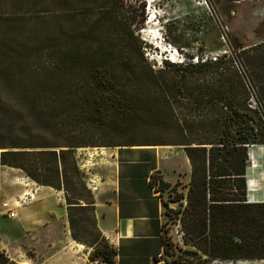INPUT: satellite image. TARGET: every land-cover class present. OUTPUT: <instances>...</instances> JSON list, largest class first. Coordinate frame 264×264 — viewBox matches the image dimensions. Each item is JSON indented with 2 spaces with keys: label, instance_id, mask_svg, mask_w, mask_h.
<instances>
[{
  "label": "trees",
  "instance_id": "1",
  "mask_svg": "<svg viewBox=\"0 0 264 264\" xmlns=\"http://www.w3.org/2000/svg\"><path fill=\"white\" fill-rule=\"evenodd\" d=\"M244 1L207 4L216 15ZM5 2L24 11L0 19V167L64 192L72 237L93 249L91 262L115 264L117 253L99 229L102 247L76 233L84 221L77 212L93 211L96 221L77 150L157 146H184L197 234L238 252L213 257L264 260V202L247 199L250 150L264 148V40L243 47L227 35L222 53L195 62L179 48L182 61L156 66L135 26L145 22V3L135 10L124 0ZM79 118L85 136L61 132L64 120Z\"/></svg>",
  "mask_w": 264,
  "mask_h": 264
},
{
  "label": "rangeland",
  "instance_id": "2",
  "mask_svg": "<svg viewBox=\"0 0 264 264\" xmlns=\"http://www.w3.org/2000/svg\"><path fill=\"white\" fill-rule=\"evenodd\" d=\"M126 4H133L135 10L140 9V5L145 3L144 19L145 22L138 26L139 35L144 41L146 48L145 56L153 65L160 66L163 60L182 61L184 53L203 57L217 55L225 50L227 35L236 40V43L243 47H250L264 40V1L248 0L225 9L218 7V13L212 14L208 7L207 0H124ZM23 8L20 4L16 7L8 5L5 0H0V19L6 16L21 13ZM142 17V18H143ZM156 19V20H153ZM139 20V18H138ZM153 20V21H152ZM152 23H149L151 22ZM31 40L34 38L33 31L28 33ZM28 38V39H30ZM1 98L10 102L12 106L24 109L21 99L17 97L8 98L2 94ZM7 99L9 101H7ZM26 101V100H24ZM54 115V114H53ZM88 124L82 119L64 120L62 133L70 136H85ZM58 133L56 141L64 142V135ZM162 147V146H157ZM166 148L158 150L163 152L170 151L168 156H173L179 168V176L174 183L165 186L162 176L156 174V181H159V190L165 195L163 199L164 211L161 220L162 244L166 250V260L168 264H242L252 262L253 264H264V260H224L214 258V254L221 256L238 254L236 251L226 247V244L218 246L214 239L200 237L197 228L200 226L199 211L192 212L187 208L188 194L191 182V165L186 160L184 146H164ZM115 150V149H113ZM164 150V151H163ZM260 151V147L254 148L252 152ZM105 149L94 150L93 148H80L77 150V157L80 162L81 170L85 176V182L91 196L94 198L103 192L106 187L112 186V172L114 164L112 157ZM258 163L249 161L248 180H252L255 192H248L247 199L252 202H264V150L260 153ZM186 155V156H185ZM253 168L251 169V165ZM255 164V165H254ZM260 166V167H259ZM257 167V168H255ZM259 167V168H258ZM251 169V170H250ZM16 175L11 174L8 179L4 174L8 171L7 167H0V195L6 187L4 181L12 180L13 177L29 178L27 174L16 169ZM250 170V171H249ZM32 180L31 178H29ZM33 181V180H32ZM27 182H30L29 180ZM3 187V189H2ZM64 194V192L62 191ZM65 195V194H64ZM87 199L90 195L87 193ZM50 201H56L51 198ZM95 202V201H94ZM3 203V202H2ZM1 203V204H2ZM0 204V233L13 238V234L8 232L9 226L15 224L17 218H9L3 215L2 205ZM85 205L84 202H82ZM26 206V205H24ZM17 217L19 209L16 210ZM77 218L84 219L77 229V235L88 245H92L99 237L97 223L94 219L93 211L77 212ZM190 226L192 228L190 229ZM229 238L226 235L225 238ZM226 240V239H224ZM102 247L104 242L97 240ZM93 252V249H92ZM31 254V252H30ZM12 261L5 253L0 252V264L9 261L8 264H21L20 254H11ZM23 258V257H21ZM22 263H28L26 259ZM96 264L102 262L95 261ZM106 264V263H104Z\"/></svg>",
  "mask_w": 264,
  "mask_h": 264
},
{
  "label": "crops",
  "instance_id": "3",
  "mask_svg": "<svg viewBox=\"0 0 264 264\" xmlns=\"http://www.w3.org/2000/svg\"><path fill=\"white\" fill-rule=\"evenodd\" d=\"M158 148L166 147L98 148L109 151L114 164L112 186L96 195L94 207L97 227L117 253L115 264H155L161 252L165 195L158 189L156 174L169 186L179 176V168L174 157L167 155L170 151L162 154ZM7 169L6 179L18 172ZM151 181L156 186L151 187ZM4 182L0 204L27 193L34 199L19 208L20 217L9 226L13 238L0 233L1 253L9 258L10 253L20 254V259L32 264H96L89 259L92 249L72 237L62 192L18 176ZM22 260L19 263L28 264Z\"/></svg>",
  "mask_w": 264,
  "mask_h": 264
},
{
  "label": "built area",
  "instance_id": "4",
  "mask_svg": "<svg viewBox=\"0 0 264 264\" xmlns=\"http://www.w3.org/2000/svg\"><path fill=\"white\" fill-rule=\"evenodd\" d=\"M34 199V195L31 193L24 194L22 197H18L17 200L10 202H4L2 204V214L9 218H16L17 212L16 210L23 207L24 205L29 204ZM166 254L164 248L162 247L161 252L157 255L155 261L157 264H166Z\"/></svg>",
  "mask_w": 264,
  "mask_h": 264
},
{
  "label": "bare ground",
  "instance_id": "5",
  "mask_svg": "<svg viewBox=\"0 0 264 264\" xmlns=\"http://www.w3.org/2000/svg\"><path fill=\"white\" fill-rule=\"evenodd\" d=\"M153 20H156V19H153ZM152 20V21H153ZM152 21L151 22H149V23H152ZM256 148H258V147H256ZM253 150V149H252ZM252 150H250V162L252 163V162H254V163H258V159L260 158V156H261V154L260 153H262V151L264 150V148H262V147H260V151H255V152H252ZM255 165V164H254ZM260 167V166H259ZM258 167V168H259ZM255 168H257V167H255ZM251 169H254L253 168V164L251 165ZM250 169V170H251ZM248 183L250 184L249 186H248V190H249V193H253V192H255V189H254V186L252 185V180H248ZM252 202V201H251ZM241 264V263H240ZM242 264H253L252 262L250 263V262H244V263H242Z\"/></svg>",
  "mask_w": 264,
  "mask_h": 264
},
{
  "label": "water",
  "instance_id": "6",
  "mask_svg": "<svg viewBox=\"0 0 264 264\" xmlns=\"http://www.w3.org/2000/svg\"><path fill=\"white\" fill-rule=\"evenodd\" d=\"M248 184V186L250 185L249 183H247ZM155 264H157V262L155 261Z\"/></svg>",
  "mask_w": 264,
  "mask_h": 264
}]
</instances>
